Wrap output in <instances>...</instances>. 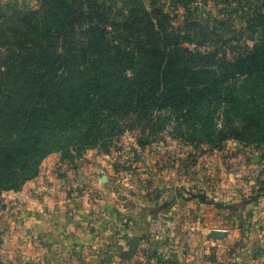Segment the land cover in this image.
<instances>
[{"label": "rangeland", "instance_id": "rangeland-1", "mask_svg": "<svg viewBox=\"0 0 264 264\" xmlns=\"http://www.w3.org/2000/svg\"><path fill=\"white\" fill-rule=\"evenodd\" d=\"M98 1L114 7L116 21L138 2L175 26L198 21L203 44L185 46L225 61L252 50L263 27L264 0ZM6 3L36 9L42 0ZM133 117L111 143L58 149L35 177L3 192L1 264H264V133L232 134L223 110L207 128L168 110L150 126ZM41 176L36 189L60 188L68 206L54 229L32 234L17 205ZM77 232L91 244L69 243Z\"/></svg>", "mask_w": 264, "mask_h": 264}, {"label": "trees", "instance_id": "trees-1", "mask_svg": "<svg viewBox=\"0 0 264 264\" xmlns=\"http://www.w3.org/2000/svg\"><path fill=\"white\" fill-rule=\"evenodd\" d=\"M119 12L98 0L0 5V198L50 153L111 143L133 116L150 126L168 110L207 128L223 110L232 134L264 133V12L253 49L227 61L185 46L203 44L198 21L175 26L141 2Z\"/></svg>", "mask_w": 264, "mask_h": 264}, {"label": "crops", "instance_id": "crops-1", "mask_svg": "<svg viewBox=\"0 0 264 264\" xmlns=\"http://www.w3.org/2000/svg\"><path fill=\"white\" fill-rule=\"evenodd\" d=\"M48 178H47V183H49ZM50 178L52 179L53 177L50 176ZM44 179H45L44 176H41L38 180H34L31 183H29L26 186V190L22 191L21 192L22 194L20 193L21 195L20 194L15 195V196L20 195V201L18 202V205H17L19 206V209H18L19 214L23 216L27 215L29 217L27 220V224L31 226V228L29 229V232H31L32 234L36 233V231H38L40 227H42L44 230L48 226H50L48 230L54 229L57 220L63 217V213L65 211L64 207L68 206L67 203L65 204V201H67L69 195L67 194L65 198V195L60 190V188H56L52 186V188H50L49 190L40 191L38 189L39 190L38 191L36 189V188H39L41 184H44ZM65 181H67V179ZM66 186L67 185L65 184V187ZM70 228H74V224H71ZM82 233L80 232V234ZM80 234L79 233L77 234L79 235L77 239H73L72 241L69 240V243L72 244V243L77 242L75 243L77 244V246H84V245H87V243L89 244L90 240H88V238L82 240ZM52 239H53L52 235H49L48 233V237L46 238L45 243L51 245L52 243H54V241L53 242L51 241ZM66 240L67 239H63V241L61 242L59 246H62L64 248L63 243Z\"/></svg>", "mask_w": 264, "mask_h": 264}, {"label": "water", "instance_id": "water-1", "mask_svg": "<svg viewBox=\"0 0 264 264\" xmlns=\"http://www.w3.org/2000/svg\"><path fill=\"white\" fill-rule=\"evenodd\" d=\"M135 242H136V240H133V241H132V243H133V246H134Z\"/></svg>", "mask_w": 264, "mask_h": 264}]
</instances>
